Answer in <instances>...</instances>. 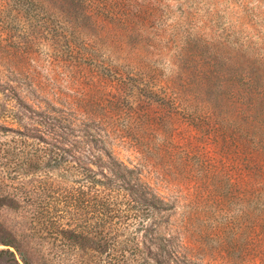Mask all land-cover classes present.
<instances>
[{
	"label": "rangeland",
	"instance_id": "rangeland-1",
	"mask_svg": "<svg viewBox=\"0 0 264 264\" xmlns=\"http://www.w3.org/2000/svg\"><path fill=\"white\" fill-rule=\"evenodd\" d=\"M56 121L100 134L157 196L92 189L114 231L142 244L154 216L172 264H264V0H0V148L50 149ZM20 215L0 212V239L31 255Z\"/></svg>",
	"mask_w": 264,
	"mask_h": 264
},
{
	"label": "trees",
	"instance_id": "trees-1",
	"mask_svg": "<svg viewBox=\"0 0 264 264\" xmlns=\"http://www.w3.org/2000/svg\"><path fill=\"white\" fill-rule=\"evenodd\" d=\"M212 117L208 118L212 121ZM42 125L52 136L50 149L42 151L37 144L29 148L27 141L21 148H0V212L10 208L20 213L28 223L26 231L39 236L41 248H31L29 255L11 239L1 238L0 244L14 248L23 264H172L170 247L163 241L158 243L159 237H149L157 234L154 216L149 223H141L145 234L143 243L138 244L128 235V228L113 230L116 209L112 210L105 199L94 198V203L87 200L92 189L103 186L123 192L139 206L156 210L157 196L135 167L116 157L111 144L94 131L75 140L67 133L70 124L56 121ZM43 140L36 141L45 143ZM85 148L88 155L83 153ZM48 168L54 170L55 178L48 176ZM20 175L27 179L20 181ZM81 181L87 186H72ZM8 182L19 187L10 188ZM4 254L11 257L6 264H20L14 252Z\"/></svg>",
	"mask_w": 264,
	"mask_h": 264
}]
</instances>
